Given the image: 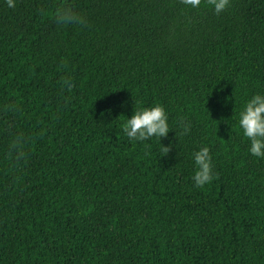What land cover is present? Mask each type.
I'll return each mask as SVG.
<instances>
[{
	"label": "trees",
	"instance_id": "1",
	"mask_svg": "<svg viewBox=\"0 0 264 264\" xmlns=\"http://www.w3.org/2000/svg\"><path fill=\"white\" fill-rule=\"evenodd\" d=\"M0 264H264V0H0Z\"/></svg>",
	"mask_w": 264,
	"mask_h": 264
}]
</instances>
